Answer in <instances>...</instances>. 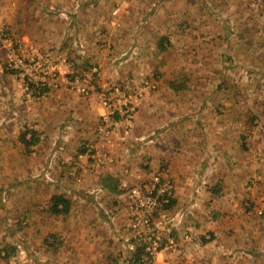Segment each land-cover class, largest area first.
Listing matches in <instances>:
<instances>
[{"label": "rangeland", "instance_id": "rangeland-1", "mask_svg": "<svg viewBox=\"0 0 264 264\" xmlns=\"http://www.w3.org/2000/svg\"><path fill=\"white\" fill-rule=\"evenodd\" d=\"M262 137L264 0H0V264H180L205 243L209 262L212 234L241 229L222 189L250 191Z\"/></svg>", "mask_w": 264, "mask_h": 264}, {"label": "crops", "instance_id": "crops-1", "mask_svg": "<svg viewBox=\"0 0 264 264\" xmlns=\"http://www.w3.org/2000/svg\"><path fill=\"white\" fill-rule=\"evenodd\" d=\"M262 144H264V137H262ZM50 149L51 147H46L44 153H41L38 156L37 168L42 165V161H45L46 155L49 154L47 152ZM262 162V172L251 171L250 173L246 174L245 177L243 176L241 178V180H244L245 178L246 181H249L252 185L249 192H247L245 188L237 187L232 184H226L225 188L222 189V193L224 194L225 198V202L222 208L226 206V208L229 210L237 207L238 214L241 218V229L239 231H232L230 227H227L225 231H216L214 235L212 234V237H215V242L212 244L213 247L208 256L213 259L209 262L207 256H205L204 248L206 247V243L198 244L199 247L194 251H190L185 247H178L176 250L170 249L174 251V254L177 256L178 261L181 262L180 264H217L216 262L219 261L217 253L220 248L221 253L225 251V253L222 255L223 258L226 259L223 264H264V159H262ZM114 163L115 162L113 161V164ZM112 168H117V166H112ZM108 171L112 172L113 170H101L100 172L103 174L99 178L101 179L103 177H106ZM110 175L112 174L110 173ZM199 176H201L200 172L198 173V176H193L192 180H186L176 186L175 194H173V197L178 199L177 205L181 206L185 203L186 206L183 207H185L186 209L190 208V205H192V198H197L195 196L196 192H200L203 190V186H200L198 180ZM244 195L249 196V201L251 200L250 202H253V204L250 202H243ZM251 206L253 211L250 210ZM259 206L263 208V213L261 216L255 218L254 216H252L255 215L254 208ZM177 210V208H174L173 211L175 212ZM180 218L171 223V225L176 226V222H178ZM232 218L233 216H230L229 221ZM185 222L186 221L184 218L182 223L180 224L183 225L185 224ZM217 225L218 222H216L215 227ZM195 236L196 235L194 234H189V236L187 235V237L185 239H181V241L184 242L188 239H195ZM223 240H226L227 242H223ZM161 251L164 252L165 249ZM60 252L61 251H58L57 254L60 255ZM167 252L168 249H166L165 251L166 255ZM65 261L67 263L69 261V258L67 257L61 262ZM162 264L171 263L164 262Z\"/></svg>", "mask_w": 264, "mask_h": 264}, {"label": "trees", "instance_id": "trees-1", "mask_svg": "<svg viewBox=\"0 0 264 264\" xmlns=\"http://www.w3.org/2000/svg\"><path fill=\"white\" fill-rule=\"evenodd\" d=\"M162 46V45H161ZM27 132H24L21 135V141L25 144V146H30L31 144L35 143V133L32 132L31 135H29V139L25 138ZM111 190H115L114 186L109 187ZM164 199V198H163ZM168 199V198H167ZM50 207L52 211L56 214H61V213H67L70 209V200L64 196L63 194H53L51 195L49 199ZM172 203V201H171ZM138 254V252H137ZM136 259H139V256L136 255Z\"/></svg>", "mask_w": 264, "mask_h": 264}, {"label": "built area", "instance_id": "built-area-1", "mask_svg": "<svg viewBox=\"0 0 264 264\" xmlns=\"http://www.w3.org/2000/svg\"><path fill=\"white\" fill-rule=\"evenodd\" d=\"M153 181H154L155 184H158L159 181H160L159 176H157V175L153 176ZM125 185L126 184L123 183V186H125ZM131 185H132V187H131V189L129 191L131 196H133V197H138V196L141 197L144 194L143 188L140 187V185H137V183H135V182H131ZM166 188H167V185L164 184V185L161 186L160 191L165 192ZM141 198L143 199V202H142L141 206H144L145 208L146 207H151L154 204V202H155V200L151 198V195H149V196L143 195Z\"/></svg>", "mask_w": 264, "mask_h": 264}]
</instances>
